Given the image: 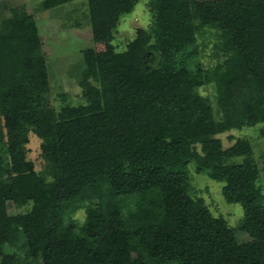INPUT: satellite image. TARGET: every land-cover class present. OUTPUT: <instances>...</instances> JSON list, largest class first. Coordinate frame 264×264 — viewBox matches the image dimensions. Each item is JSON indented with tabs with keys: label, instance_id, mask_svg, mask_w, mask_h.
<instances>
[{
	"label": "trees",
	"instance_id": "16d2710c",
	"mask_svg": "<svg viewBox=\"0 0 264 264\" xmlns=\"http://www.w3.org/2000/svg\"><path fill=\"white\" fill-rule=\"evenodd\" d=\"M86 1L93 40L107 46L84 51L86 105L58 114L46 103L48 68L34 20L13 15L0 26V264H264V166L242 139L223 147L211 103L198 92L221 70L193 67L197 19L218 31L215 45L233 70L215 83L229 127L231 95L264 94V0H149L150 27L138 28L123 51L111 41L138 0ZM44 127H53L56 143L42 148L38 171L26 144ZM193 161L223 184L225 201L241 205L240 231L253 239L244 255L235 230L192 197ZM6 194L21 210L18 221ZM91 195L118 202L125 234L87 231L88 212L74 222Z\"/></svg>",
	"mask_w": 264,
	"mask_h": 264
},
{
	"label": "rangeland",
	"instance_id": "374dc122",
	"mask_svg": "<svg viewBox=\"0 0 264 264\" xmlns=\"http://www.w3.org/2000/svg\"><path fill=\"white\" fill-rule=\"evenodd\" d=\"M148 1L138 0L133 10L120 18L111 41L116 51L125 50L127 43L135 38L138 28L150 27L152 14L149 11ZM13 15H16L20 21L32 19L35 22L48 68L50 89L46 103L49 108L51 107L55 114H58L65 106L86 105L87 100L82 95L83 89L80 86L85 68L84 51L92 50L98 53L104 51L107 46L104 41L93 40L87 1L75 0L46 9L43 0H0V26L2 21ZM193 24L198 31L199 46L193 67L203 71L214 68L221 70L214 83L198 88V92L209 99L213 108L216 136L221 139L223 147L235 144L238 139L246 141L251 149V157L259 167H262L264 166V94L242 98L240 94L237 97L231 95L233 99L236 98L233 100L234 117L230 119L229 127H226L221 120L222 110L226 108L223 106L225 103L216 101L215 83L218 80L222 83V80L230 78L233 70L223 47L215 45L220 38L218 31L215 32L212 27L200 23L197 19H194ZM55 143L53 127H44L41 136L29 134L26 144L27 157L34 162L38 171L43 170L46 165L42 148L54 146ZM187 148L191 157L190 146L188 145ZM235 160L239 161V158ZM188 174V189L192 197L199 201L201 206L206 207L212 216L223 218L227 225L235 230L239 253L244 255L253 239L240 231L244 219L241 205L225 201L221 192L223 184L210 179L204 172H198L194 161L188 164ZM260 184L264 192V175L260 178ZM98 197V195L88 196V202L91 201L90 207L73 213L74 222L80 225L86 220L88 212L87 231L106 238L125 234L124 215L118 202L101 204L98 202ZM5 198L9 213L18 221L21 210L14 206L9 194H6ZM263 233L264 228L259 234Z\"/></svg>",
	"mask_w": 264,
	"mask_h": 264
}]
</instances>
